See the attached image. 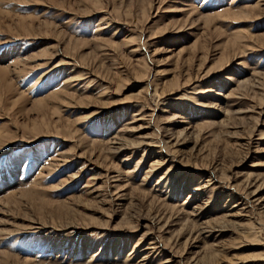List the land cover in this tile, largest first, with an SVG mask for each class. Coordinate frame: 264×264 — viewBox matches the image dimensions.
I'll use <instances>...</instances> for the list:
<instances>
[{
  "label": "rangeland",
  "instance_id": "obj_1",
  "mask_svg": "<svg viewBox=\"0 0 264 264\" xmlns=\"http://www.w3.org/2000/svg\"><path fill=\"white\" fill-rule=\"evenodd\" d=\"M0 264H264V0H0Z\"/></svg>",
  "mask_w": 264,
  "mask_h": 264
}]
</instances>
